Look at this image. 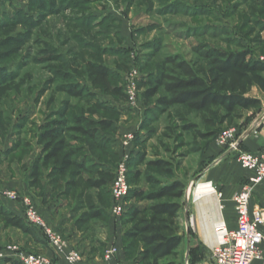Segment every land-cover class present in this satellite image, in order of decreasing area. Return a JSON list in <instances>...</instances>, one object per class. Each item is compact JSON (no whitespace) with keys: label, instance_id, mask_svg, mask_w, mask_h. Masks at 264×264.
<instances>
[{"label":"rangeland","instance_id":"obj_1","mask_svg":"<svg viewBox=\"0 0 264 264\" xmlns=\"http://www.w3.org/2000/svg\"><path fill=\"white\" fill-rule=\"evenodd\" d=\"M211 49L247 52L251 61L264 58V0H0V182L8 183L0 194L14 191L29 197L50 227L62 235L67 245L63 251L80 252L79 263L84 262L86 249H90L89 255L105 259L111 246L103 253V245L96 241L98 233L113 220L112 181L102 190H85L83 186L71 190L50 187L45 179L40 186H33L25 176L38 152L40 125L70 102L72 114L113 123L111 129L99 127L96 140H86L85 144L87 157L103 169L114 172L124 157L121 133L136 134L127 152L132 188L127 207L149 204L134 198V192L149 193L175 180L184 183L179 218L183 244L178 258L166 262L214 264L208 241L196 234L193 212L199 198L195 192L210 169L219 176L216 192L233 184L227 177L245 172L235 154L219 147L216 139L228 128H240L243 118L260 107L228 118L220 110L201 115L180 106L162 112L155 106L157 97L145 99V89L139 87V107L136 112L129 111L125 102L93 83L86 67L89 61L107 66L119 78L117 85H124L134 70L142 83L160 72L166 58L179 56L195 64L210 80L213 74L201 52ZM60 73H67L71 80L66 82ZM72 82L94 96L76 100L57 91L58 86ZM259 93L254 88L249 96L257 98ZM140 156L148 162L171 163L174 175L140 164ZM149 176L159 184L148 182ZM18 177L27 192L11 186ZM253 203L259 205L260 197L254 195ZM95 211H102L103 216L92 217ZM115 224H120L124 232L131 227L126 214ZM33 230L36 233L29 234L8 226L0 216V247L18 245L27 252L44 255L30 246L38 245L37 240L47 242L42 233ZM131 243L126 264H138L141 243ZM16 262L21 263L16 256L0 260V264Z\"/></svg>","mask_w":264,"mask_h":264},{"label":"trees","instance_id":"obj_2","mask_svg":"<svg viewBox=\"0 0 264 264\" xmlns=\"http://www.w3.org/2000/svg\"><path fill=\"white\" fill-rule=\"evenodd\" d=\"M201 55L213 74L210 80L195 64L179 56H170L159 73L150 75L142 83L139 80V87L145 89V99L157 97L155 106L162 112L180 106L201 115L220 110L227 118L262 105L260 98L250 97L249 93L257 87L264 94L263 62L249 60L247 52L226 53L211 49L201 52ZM86 67L95 85H101L106 94L126 103L124 85L115 84L119 78L111 69L91 61L86 63ZM60 75L66 82L71 80L67 73ZM57 91L76 100L94 96L87 88L73 82L58 86ZM99 105L116 112V109L107 105ZM73 110V105L65 102L40 125L37 136L40 151L30 168L33 186H40L45 179L53 188L65 186L73 190L83 186L85 190H102L113 181L114 172L98 166L85 154L86 140L95 141L98 128L111 129L113 123L109 120L96 122L85 114H72ZM139 160L140 164L145 163L148 168L174 175L171 163L165 160L148 162L144 156H140ZM139 176L140 172H137L136 178ZM148 182L159 184L152 176L148 177ZM131 193L130 186L128 197ZM184 194L185 185L180 180L162 185L149 193L134 192V198L147 200L149 204L127 207L125 214L131 227L122 236L126 255L129 253L128 242H132L130 246H133L139 241L141 251L138 264H176L166 260L178 258L183 244L179 218L180 200ZM0 216L8 226L20 228L29 234L36 233L29 228L24 217L10 212L1 201ZM91 216L100 218L103 212L95 211Z\"/></svg>","mask_w":264,"mask_h":264},{"label":"built area","instance_id":"obj_3","mask_svg":"<svg viewBox=\"0 0 264 264\" xmlns=\"http://www.w3.org/2000/svg\"><path fill=\"white\" fill-rule=\"evenodd\" d=\"M264 63V58H258ZM139 75L131 70L124 83V92L127 97L126 105L129 111H135L139 107L140 89ZM257 126V125H256ZM257 135L256 131H252ZM243 135L240 129L228 128L222 131L216 143L219 147L235 154L237 161L243 170L250 173L244 186L233 196L237 214V227L228 229L225 225L216 228L217 242L212 247L214 264H252L255 261L264 262V207L254 205L256 189L264 184V149L251 152L242 149ZM136 139L132 131L121 133L120 148L121 161L114 170V178L111 185V216L114 222H119L127 210V197L130 191L128 182V149ZM222 198L221 192H216ZM3 197L11 201H21L24 205V218L27 225L42 233L47 243L56 253H63L66 242L61 234L56 232L44 220L36 206L29 197H22L17 192L8 191ZM118 254V248L111 246L106 250L105 260L111 261ZM16 256L22 264H58L53 259L23 250L18 245L0 247V260ZM69 264L82 261V255L78 250H71L65 254Z\"/></svg>","mask_w":264,"mask_h":264},{"label":"crops","instance_id":"obj_4","mask_svg":"<svg viewBox=\"0 0 264 264\" xmlns=\"http://www.w3.org/2000/svg\"><path fill=\"white\" fill-rule=\"evenodd\" d=\"M257 88V87H256ZM258 89V88H257ZM259 90V89H258ZM261 94L258 98L262 100V105L260 106V110L258 112H250L247 114V118H243L240 122V132L243 135L242 141V149L258 152L264 149V94L259 91ZM263 95V96H262ZM257 125V126H256ZM252 131H256L257 135H255ZM37 142V141H36ZM38 147V145H37ZM40 148L38 147L39 153ZM36 154V156H37ZM213 153L210 154V158L213 159ZM215 156H217L215 154ZM214 156V157H215ZM3 174H7L4 172ZM250 173L245 171L236 175V177H227L229 181H233L232 185H227L221 189L222 198H219L216 189L217 184L219 182V176L215 171L210 169V171L206 172L201 180L200 185L196 190V196L199 198L196 203V210L193 212L194 217L197 222V236L198 234L201 237L205 238L209 244V248L212 247L217 242V232L216 228L220 225H225L228 229H235L237 227V214L235 205L233 203L234 194L239 191L245 184L246 179L249 177ZM25 176L30 178V169L26 170ZM19 180V177L18 179ZM30 181V180H29ZM0 182V191L3 189L2 187L5 185H1ZM10 184V183H9ZM16 185V190L20 189L24 192H27L26 189H23V183L19 180L16 183H11V186ZM23 186V187H22ZM215 187V188H214ZM13 189V187H10ZM14 188V189H15ZM25 188V187H24ZM255 196L260 197L261 203L259 205L264 207V184L260 185L256 189ZM0 201L2 204L12 213L24 217V207L21 203H17L11 201L0 194ZM233 203V204H232ZM42 208V207H41ZM42 211H46L47 209ZM47 217V216H46ZM49 219V217H47ZM50 220V219H49ZM48 221V220H47ZM49 222V221H48ZM186 223V222H185ZM50 224V223H49ZM195 229V230H196ZM123 233L120 224L116 225L113 220L110 219L106 228L102 229V232L97 235V243L103 245V249L105 250L112 245H115L118 248V254L115 259L111 261H106L103 257L95 256L94 254L89 255V250L86 249L84 262L78 264H126V253L123 248ZM39 243L38 245H30L33 249L39 250L42 254L47 257L53 258L58 264H69L66 260L65 254L56 253L47 242ZM72 245V244H71ZM74 247V246H71ZM78 249V248H77ZM252 264H264L263 261H255Z\"/></svg>","mask_w":264,"mask_h":264}]
</instances>
